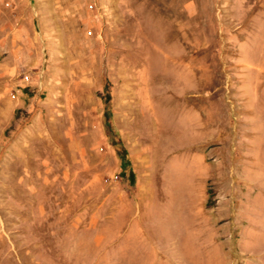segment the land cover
<instances>
[{"label":"rangeland","instance_id":"374dc122","mask_svg":"<svg viewBox=\"0 0 264 264\" xmlns=\"http://www.w3.org/2000/svg\"><path fill=\"white\" fill-rule=\"evenodd\" d=\"M0 264H264V0H0Z\"/></svg>","mask_w":264,"mask_h":264},{"label":"crops","instance_id":"0c3cea01","mask_svg":"<svg viewBox=\"0 0 264 264\" xmlns=\"http://www.w3.org/2000/svg\"><path fill=\"white\" fill-rule=\"evenodd\" d=\"M188 111H189V113L191 114L194 110H193V109H189Z\"/></svg>","mask_w":264,"mask_h":264}]
</instances>
